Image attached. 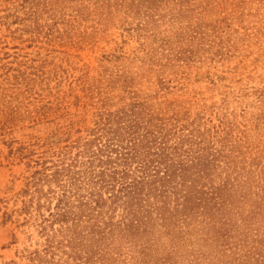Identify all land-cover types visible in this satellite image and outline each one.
<instances>
[{"label":"rangeland","instance_id":"rangeland-1","mask_svg":"<svg viewBox=\"0 0 264 264\" xmlns=\"http://www.w3.org/2000/svg\"><path fill=\"white\" fill-rule=\"evenodd\" d=\"M160 6L149 16L125 0H0V264H34L38 234L15 211L18 192L100 113L137 101L199 114L229 132L241 166L264 169V0Z\"/></svg>","mask_w":264,"mask_h":264},{"label":"trees","instance_id":"trees-1","mask_svg":"<svg viewBox=\"0 0 264 264\" xmlns=\"http://www.w3.org/2000/svg\"><path fill=\"white\" fill-rule=\"evenodd\" d=\"M161 2L125 0V6L151 16ZM201 119L134 101L100 113L85 137L37 160L15 209L38 234L26 257L34 264L264 258L250 245H264V169L241 166L229 132ZM9 217L3 212L2 222Z\"/></svg>","mask_w":264,"mask_h":264}]
</instances>
